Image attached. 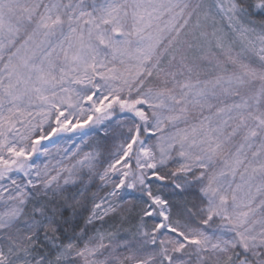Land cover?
I'll return each instance as SVG.
<instances>
[{
  "label": "snow or ice",
  "instance_id": "snow-or-ice-1",
  "mask_svg": "<svg viewBox=\"0 0 264 264\" xmlns=\"http://www.w3.org/2000/svg\"><path fill=\"white\" fill-rule=\"evenodd\" d=\"M0 264H264V0H0Z\"/></svg>",
  "mask_w": 264,
  "mask_h": 264
}]
</instances>
